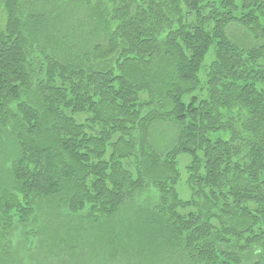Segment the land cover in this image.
Masks as SVG:
<instances>
[{"label": "trees", "instance_id": "1", "mask_svg": "<svg viewBox=\"0 0 264 264\" xmlns=\"http://www.w3.org/2000/svg\"><path fill=\"white\" fill-rule=\"evenodd\" d=\"M14 214L8 264H264V0H0Z\"/></svg>", "mask_w": 264, "mask_h": 264}, {"label": "rangeland", "instance_id": "2", "mask_svg": "<svg viewBox=\"0 0 264 264\" xmlns=\"http://www.w3.org/2000/svg\"><path fill=\"white\" fill-rule=\"evenodd\" d=\"M188 160H189V156H188V154H181V155H179L178 156V161H179V163H180V167H181V169H182V179H184L185 178V173H184V169H183V166H184V164H186L187 162H188ZM184 185V182H181L180 184H179V188H180V190H181V188H183V189H185V190H183V192H182V190H181V194H182V196H187L188 195V188L187 187H184L183 186ZM17 213V212H16ZM19 222V215L18 214H14V216H12L11 217V219H9V221H6V222H4V223H2L1 225V227H4V228H0V235H2L3 234V232L5 231V230H8L9 232H11V231H13V227L17 224ZM10 226H13V227H10ZM5 235V234H4ZM9 235V241H11V242H13V243H15L16 242V240L14 239V234L12 233V234H8ZM4 237V236H3ZM11 237H12V239H11ZM28 247H29V245H28ZM28 249V248H27ZM28 253V252H27ZM13 257H15V254H14V256ZM4 259H6V260H8V258H4L3 256H0V262H1V260H4ZM14 258H12V256H11V258L9 259V260H13ZM9 260L7 261V262H5L6 264H8V263H10L9 262ZM38 261V260H37ZM12 262V261H11ZM13 263V262H12ZM33 262L32 261H27L26 263H24V264H32ZM34 263L36 264L37 262L36 261H34ZM33 263V264H34Z\"/></svg>", "mask_w": 264, "mask_h": 264}, {"label": "bare ground", "instance_id": "3", "mask_svg": "<svg viewBox=\"0 0 264 264\" xmlns=\"http://www.w3.org/2000/svg\"><path fill=\"white\" fill-rule=\"evenodd\" d=\"M2 249H3V247H2Z\"/></svg>", "mask_w": 264, "mask_h": 264}]
</instances>
